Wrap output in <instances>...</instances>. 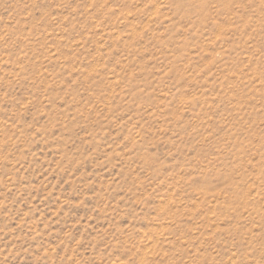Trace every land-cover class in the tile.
<instances>
[{"label":"rangeland","instance_id":"1","mask_svg":"<svg viewBox=\"0 0 264 264\" xmlns=\"http://www.w3.org/2000/svg\"><path fill=\"white\" fill-rule=\"evenodd\" d=\"M0 264H264V0H0Z\"/></svg>","mask_w":264,"mask_h":264}]
</instances>
